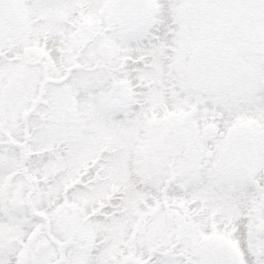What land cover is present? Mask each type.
Instances as JSON below:
<instances>
[{
	"label": "snow or ice",
	"instance_id": "obj_1",
	"mask_svg": "<svg viewBox=\"0 0 264 264\" xmlns=\"http://www.w3.org/2000/svg\"><path fill=\"white\" fill-rule=\"evenodd\" d=\"M0 264H264V0H0Z\"/></svg>",
	"mask_w": 264,
	"mask_h": 264
}]
</instances>
